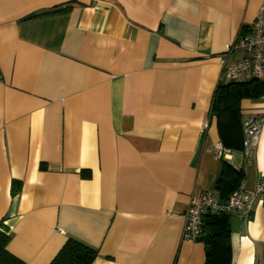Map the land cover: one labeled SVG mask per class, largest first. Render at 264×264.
<instances>
[{
	"label": "crops",
	"instance_id": "obj_1",
	"mask_svg": "<svg viewBox=\"0 0 264 264\" xmlns=\"http://www.w3.org/2000/svg\"><path fill=\"white\" fill-rule=\"evenodd\" d=\"M262 2L0 0L8 250L48 264L74 238L97 250L91 264H204L203 240L183 238L191 196L224 202L223 160L243 169L239 188L264 175V96L239 101L238 135L223 138L211 112L220 56ZM251 117L262 127L247 163ZM228 216L230 264H264V196L247 222Z\"/></svg>",
	"mask_w": 264,
	"mask_h": 264
},
{
	"label": "trees",
	"instance_id": "obj_2",
	"mask_svg": "<svg viewBox=\"0 0 264 264\" xmlns=\"http://www.w3.org/2000/svg\"><path fill=\"white\" fill-rule=\"evenodd\" d=\"M52 13L54 12L45 14ZM261 96H264V80L255 78L220 80L213 96L211 112L218 119V127L223 138L225 136L222 135V129L229 128L228 131L233 135L242 132L238 115L239 101L243 98L254 99ZM244 177L245 173L242 168H235L223 160L221 175L215 188L221 190L226 199L231 192L239 188ZM19 190V182H14L13 191L17 193ZM201 227L198 239L203 240L206 247L204 264H230V248L227 243L228 214L207 212L202 218ZM9 239L8 227L0 221V264H27L8 250ZM96 256L95 248L74 238H69L48 264H91Z\"/></svg>",
	"mask_w": 264,
	"mask_h": 264
},
{
	"label": "built area",
	"instance_id": "obj_3",
	"mask_svg": "<svg viewBox=\"0 0 264 264\" xmlns=\"http://www.w3.org/2000/svg\"><path fill=\"white\" fill-rule=\"evenodd\" d=\"M221 78L223 80H240L255 78L264 80V2L259 7L254 20L246 30H240L233 41L227 45L220 56ZM261 121L251 117L243 122V154L247 163L251 162L254 149L261 132ZM216 156H226L221 143L216 146ZM264 196V175L260 176L253 188H237L224 202L212 197L211 189L191 196L185 212L183 238L197 240L201 233L202 218L207 212L237 214L247 222L254 204Z\"/></svg>",
	"mask_w": 264,
	"mask_h": 264
}]
</instances>
